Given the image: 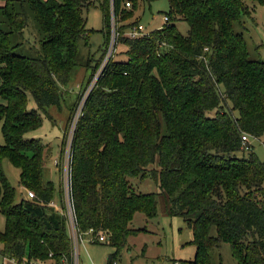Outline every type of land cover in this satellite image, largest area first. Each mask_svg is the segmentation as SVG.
<instances>
[{
	"label": "trees",
	"instance_id": "1",
	"mask_svg": "<svg viewBox=\"0 0 264 264\" xmlns=\"http://www.w3.org/2000/svg\"><path fill=\"white\" fill-rule=\"evenodd\" d=\"M95 1L102 6L106 44L93 70L103 61L112 16L133 15L123 10L124 0H0L8 24L0 20V254L20 264H75L66 217L52 205L54 183L43 180L47 145L27 137L42 125L28 102L31 93L41 110L60 107L80 41L90 37L84 12ZM169 2V21L160 29L128 38V28H116L126 57H112L71 106L73 118L82 103L69 160L76 225L84 236L90 230L105 235L96 243L115 248L107 259L112 264L128 237L146 230L132 226L135 214L157 215L156 194L137 192L130 182L148 173L159 179L167 213L193 230L195 257L181 264H211L222 242L238 264H264V162L253 151L248 158L230 155L250 150L244 134L264 136V61L249 57L233 26L264 0ZM29 13L40 32L38 56L13 41L29 25ZM178 20L188 23L186 35ZM3 158L20 169V185L35 192L33 199L17 201Z\"/></svg>",
	"mask_w": 264,
	"mask_h": 264
},
{
	"label": "rangeland",
	"instance_id": "2",
	"mask_svg": "<svg viewBox=\"0 0 264 264\" xmlns=\"http://www.w3.org/2000/svg\"><path fill=\"white\" fill-rule=\"evenodd\" d=\"M131 6L127 7V2ZM135 5L132 0H124L122 4L125 12H132L133 15L117 20L112 16V28L123 30L133 28L137 24H143L148 32L160 29L165 26L163 16L170 14L171 7L169 0H137ZM3 4V2H0ZM84 16L87 19V28L91 30L88 41L81 40L77 66L71 75L66 86L61 87L63 99L61 105L50 106L45 110L38 108L33 96L29 93V109H38L42 117V125L38 129L31 131L27 137L40 138L47 145L46 169L44 168L43 180H51L55 186L54 201L59 203L61 213L66 217V228L69 236L73 239L72 226L69 219V211L66 201V166L68 163L69 143L71 148L72 137L75 129V119L80 115L79 107L75 108L73 118L70 109L77 100L84 99L88 90L92 87L98 71L105 60L93 70L96 62L101 59L106 44L104 34V15L102 6L95 1L94 5L85 10ZM0 20L4 28H8L6 18L0 15ZM118 24V27H116ZM179 31L186 35L189 31L188 23L184 20L176 21ZM129 26V27H128ZM235 31L241 32L247 43L249 57L264 61V4L255 3L249 14L242 13L238 20L233 22ZM127 29V30H128ZM121 30V29H120ZM126 30V31H127ZM112 32L109 35L111 38ZM14 42H23L25 54L38 56L40 49V32L34 21V17L29 13V25L24 30L22 36H14ZM127 46L121 42L116 44L112 57L125 58ZM4 100L0 96V103ZM80 108V109H79ZM235 114H237L235 112ZM252 148L250 150H238L230 155L233 158H248L251 151L264 162V136L250 139ZM0 143H4L2 124H0ZM3 171L11 184L16 188L17 201L26 198L27 192L20 185V169L14 166L8 158L1 161ZM152 168V167H151ZM150 168V169H151ZM149 169V170H150ZM150 173V172H149ZM130 182L137 192L155 193L157 199L158 212L153 218H147L143 212H137L132 221V226L136 228H146L136 235L128 237V244L117 257L118 264H173L174 261H192L195 257L197 247L192 242L193 230L181 216H172L166 210V198L162 194L158 177L150 174L145 176L134 175L130 177ZM60 192L62 196L60 195ZM58 210V209H57ZM5 227V216L0 213V229ZM212 234L216 235V229L212 228ZM89 236L79 243V264H108L109 255L115 253V248L106 243H96L89 241ZM26 263V261L24 260ZM22 264H25V263ZM0 264H20L12 259H5L0 254ZM31 264V263H28ZM34 264V263H32ZM211 264H238L232 255L231 246L227 242H222L211 252Z\"/></svg>",
	"mask_w": 264,
	"mask_h": 264
},
{
	"label": "built area",
	"instance_id": "3",
	"mask_svg": "<svg viewBox=\"0 0 264 264\" xmlns=\"http://www.w3.org/2000/svg\"><path fill=\"white\" fill-rule=\"evenodd\" d=\"M127 7L131 6V2L128 1L127 2ZM163 19L165 21V23H167L169 21V16L166 14L163 16ZM149 32L146 30L145 26L143 24H137L136 26H134L133 28H129L125 33L124 36L128 37V38H136V37H141L144 35H147ZM118 37H119V33H117L116 28L114 27L112 29V35L110 38V41L107 45V49L105 50V60L102 64V67L100 68V71H98V76L101 74V72L103 71L104 67L107 65V63L110 61V59L112 58L113 55V51L116 47V44L118 43ZM98 77L95 78V81ZM94 81V82H95ZM80 108H82V104L80 105ZM79 108V109H80ZM80 113H81V109H80ZM80 116V115H78ZM77 117L75 119L76 123L78 121ZM76 123L74 124L76 126ZM252 137L248 134H244L242 136L243 142L245 144V149H251L252 146L251 145V139ZM69 150V157H68V163L66 166V201H67V206H68V213H69V219L68 221L70 222L71 226H72V233H73V243H74V254H75V264H79V243L84 239V237L89 236V241L91 242H96V241H100V242H104L106 240L105 235L101 234L99 236H94L93 235V230H90L86 233V236H84L78 229L77 225H76V221H75V214H74V210L72 207V202H71V198H70V188H69V176H70V167H69V160H70V143L68 145ZM21 188L23 190H25L27 192V196L26 199H33L35 197V192L25 188L24 186L21 185ZM53 203V202H52ZM58 210L60 209L59 206H55ZM62 211V209H60ZM5 259H7V257H5ZM13 260V259H12ZM112 264H118V259H115ZM173 264H181V261H174Z\"/></svg>",
	"mask_w": 264,
	"mask_h": 264
},
{
	"label": "crops",
	"instance_id": "4",
	"mask_svg": "<svg viewBox=\"0 0 264 264\" xmlns=\"http://www.w3.org/2000/svg\"><path fill=\"white\" fill-rule=\"evenodd\" d=\"M46 167H47V165L45 164L44 168L46 169ZM44 171H45V170H44ZM52 205L55 207L56 205L58 206V205H59V203H57L56 201H54V200H53V203H52Z\"/></svg>",
	"mask_w": 264,
	"mask_h": 264
}]
</instances>
